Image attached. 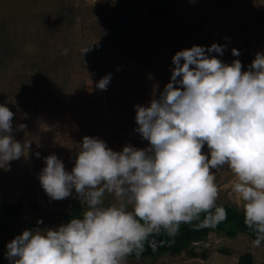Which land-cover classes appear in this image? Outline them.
Returning <instances> with one entry per match:
<instances>
[{"label": "rangeland", "instance_id": "obj_1", "mask_svg": "<svg viewBox=\"0 0 264 264\" xmlns=\"http://www.w3.org/2000/svg\"><path fill=\"white\" fill-rule=\"evenodd\" d=\"M157 4L0 0V104L14 113V138L30 144L25 155L0 168V200L18 205L13 214L0 212V223L6 225L5 230L0 227V238L65 224L56 214L65 204L52 200L38 179L45 157L55 154L71 172L85 136L103 140L113 151L126 145L148 146L135 131V106L158 98L170 81L178 51L216 43L225 46L223 55H210L226 64L239 59L242 71L248 70L256 53L264 54V0H164L160 8ZM233 48L239 56H233ZM108 74L107 89H98L97 82ZM19 125L26 128L18 130ZM203 152L208 153L206 145ZM213 171L220 188L216 203L240 207L231 193L232 173ZM112 202L107 196L105 203ZM253 241L245 235L210 233L205 241L194 243L195 251L209 252L204 260L181 253L144 260L128 257L126 264H236L237 255L245 251L262 264L264 243L257 248Z\"/></svg>", "mask_w": 264, "mask_h": 264}, {"label": "clouds", "instance_id": "obj_2", "mask_svg": "<svg viewBox=\"0 0 264 264\" xmlns=\"http://www.w3.org/2000/svg\"><path fill=\"white\" fill-rule=\"evenodd\" d=\"M224 47L193 45L173 56L170 81L158 98L135 106V131L146 148L113 151L103 140L85 136L71 172L55 154L44 158L38 179L45 193L62 200L74 189L85 210L56 228L24 230L6 246L9 264H126L146 244L155 248L161 232L174 237L182 224L195 221L215 226L227 215L216 203L220 188L213 170L222 169L232 173L231 193L255 234L254 247L261 246L264 54L256 53L242 71L239 59L226 64L210 55L222 56ZM232 54L240 55L235 48ZM110 79L106 75L96 87L106 90ZM13 117L0 104V168L30 149L14 138ZM107 196L114 202L106 204Z\"/></svg>", "mask_w": 264, "mask_h": 264}, {"label": "trees", "instance_id": "obj_3", "mask_svg": "<svg viewBox=\"0 0 264 264\" xmlns=\"http://www.w3.org/2000/svg\"><path fill=\"white\" fill-rule=\"evenodd\" d=\"M139 0H133L134 3ZM150 2L154 0H149ZM164 1V0H163ZM162 0H155L157 6L160 8L163 4ZM64 205V210L57 211L56 214L59 220L63 223L69 222L74 217H80L83 213V206L76 195H70L68 198L61 200ZM227 215L224 220L217 223L215 226H200V221H195L190 224H182L174 237L168 236L166 233L161 232L160 235L154 237L158 241L155 248L145 245V250L137 257L135 254L129 258L154 259L163 255L175 256L181 253L189 258L200 257L204 260L209 256L206 249H201L199 252L194 250V243L205 241L207 235L210 233L222 235L227 238H235L238 235H245L249 238L255 239V234L244 224V216L241 207H238L233 202L219 203ZM35 209L38 205H33ZM17 204H6L0 200V212L13 214L17 211ZM201 216V221L203 220ZM2 230H5L6 225L0 223ZM31 227V226H30ZM18 235L7 234L4 238H0V264H9L6 258L7 244ZM264 243V242H262ZM220 252V251H219ZM222 253V252H220ZM236 264H256L249 251H245L237 255ZM264 264V262L262 263Z\"/></svg>", "mask_w": 264, "mask_h": 264}, {"label": "built area", "instance_id": "obj_4", "mask_svg": "<svg viewBox=\"0 0 264 264\" xmlns=\"http://www.w3.org/2000/svg\"><path fill=\"white\" fill-rule=\"evenodd\" d=\"M229 43H228V41H225V45L227 46Z\"/></svg>", "mask_w": 264, "mask_h": 264}]
</instances>
